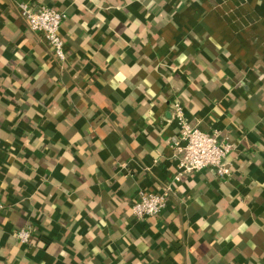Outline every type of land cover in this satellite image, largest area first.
I'll return each instance as SVG.
<instances>
[{"label":"crops","instance_id":"crops-1","mask_svg":"<svg viewBox=\"0 0 264 264\" xmlns=\"http://www.w3.org/2000/svg\"><path fill=\"white\" fill-rule=\"evenodd\" d=\"M175 102L231 175H179ZM0 203V264H264V0H0Z\"/></svg>","mask_w":264,"mask_h":264},{"label":"built area","instance_id":"built-area-1","mask_svg":"<svg viewBox=\"0 0 264 264\" xmlns=\"http://www.w3.org/2000/svg\"><path fill=\"white\" fill-rule=\"evenodd\" d=\"M18 7L27 27L41 33L55 55L64 59L65 42L60 35V28L67 19V13L47 5L34 7L24 2L18 3ZM174 114L179 132L172 145L179 175L204 169H212L221 177L231 175L228 155L233 145L221 139L218 132H206L190 124L179 102L174 104ZM171 193V187L158 192L141 189L132 207L135 217L143 219L159 215L167 207ZM2 208L0 203V211ZM18 236L21 241H28L30 231L22 230Z\"/></svg>","mask_w":264,"mask_h":264}]
</instances>
